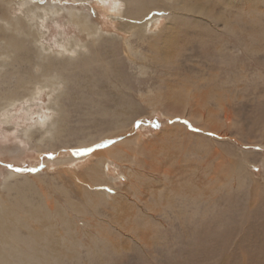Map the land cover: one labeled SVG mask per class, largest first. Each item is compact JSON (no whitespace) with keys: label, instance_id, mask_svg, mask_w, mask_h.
Returning a JSON list of instances; mask_svg holds the SVG:
<instances>
[{"label":"rangeland","instance_id":"rangeland-1","mask_svg":"<svg viewBox=\"0 0 264 264\" xmlns=\"http://www.w3.org/2000/svg\"><path fill=\"white\" fill-rule=\"evenodd\" d=\"M42 1L101 32L31 0L6 11L39 64L0 76L20 94L0 112V194L19 171L71 217L56 264H264V0H145L147 33L126 23L135 0Z\"/></svg>","mask_w":264,"mask_h":264},{"label":"bare ground","instance_id":"bare-ground-1","mask_svg":"<svg viewBox=\"0 0 264 264\" xmlns=\"http://www.w3.org/2000/svg\"><path fill=\"white\" fill-rule=\"evenodd\" d=\"M76 1L84 3L89 0ZM126 1L128 4L133 3L132 0ZM144 1L145 0H135V5L133 10H131L130 17L129 15L125 17L129 20L126 22L127 25L135 27L136 30L141 33H147L149 24L154 22L158 17L157 15H150L145 19L141 17L150 14V10L148 6L145 5ZM10 3L11 0L7 2L0 0V9L3 12L0 15V19L8 25L7 28H4V25H0V41H3L0 44V76L10 73V68L15 62L21 65L31 63L39 64V62H32V60H29L25 54L28 48L27 44L29 38L35 41L36 38L38 39L39 35L34 31V28L29 27V25L26 26L23 22L24 20L20 18L15 19L13 18L14 16L12 17L6 14ZM185 5L184 2V6ZM30 9L37 18L42 19L47 17V15H58L66 8L54 1L44 2L42 0H31ZM67 11H69L72 20L77 23L83 31L89 32V34L95 38V34L100 30L93 24L91 14L88 11H81L80 9ZM132 16H134L135 19L132 18ZM99 33L101 34V32ZM19 34L22 36L17 38ZM21 82L24 83V79H21ZM19 98L20 94L17 92L14 94L0 92V112ZM98 151L101 152L102 148L96 149L95 151L93 150L92 153L98 154ZM68 153L70 152L61 151L60 155H66ZM70 154L71 155L67 157L64 156L60 158L58 161L63 163L67 160L82 159V157H79L80 154L78 151L71 152ZM20 174L21 172L19 171H10L5 178L4 185V190L8 192V197L6 198L0 194V264L60 263L63 261V256L66 253L65 249L62 250V247L68 250L71 249L61 241L63 238L62 225L66 224L68 231H70L73 229H70V227L75 223L70 216L64 215L62 210L55 209L53 202L49 203L47 198L44 202L42 198V196H44L43 193L37 189L33 182L26 180L15 185L11 184L10 181L13 179L15 180ZM13 186L16 193L23 198H12L11 193L14 190L12 189ZM30 193L33 195L38 193V204L33 205L34 200L28 195ZM98 196L100 198H105V191L99 189ZM13 199L15 201H13ZM45 206L47 208H45ZM15 207H19V209L23 207L21 210L23 214H19ZM76 211L79 212L78 209ZM74 234L80 237L81 232L75 231ZM71 243L69 244L77 246L79 239L73 238Z\"/></svg>","mask_w":264,"mask_h":264}]
</instances>
